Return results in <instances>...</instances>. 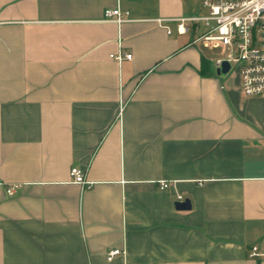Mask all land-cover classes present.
Wrapping results in <instances>:
<instances>
[{
	"label": "crops",
	"instance_id": "1",
	"mask_svg": "<svg viewBox=\"0 0 264 264\" xmlns=\"http://www.w3.org/2000/svg\"><path fill=\"white\" fill-rule=\"evenodd\" d=\"M201 9L0 0V264H264V96L178 31Z\"/></svg>",
	"mask_w": 264,
	"mask_h": 264
},
{
	"label": "built area",
	"instance_id": "2",
	"mask_svg": "<svg viewBox=\"0 0 264 264\" xmlns=\"http://www.w3.org/2000/svg\"><path fill=\"white\" fill-rule=\"evenodd\" d=\"M206 16H193L178 20V31L185 33L188 28L185 23H191L196 33L197 24L204 23L201 35L194 39L202 49L223 48L225 56L214 60L216 71L226 62L230 72L238 71L240 92L244 97L254 98L264 96V0H200ZM130 13L120 8L106 9L102 22H112L118 25L129 21ZM161 23L162 20H157ZM169 31V29H168ZM170 33V32H169ZM117 62L131 59L132 55L111 54ZM70 175L75 183L85 184L84 174L78 168H72ZM161 190H166L169 184L161 181ZM7 194L12 196L14 188H8ZM183 197L178 196V202ZM124 255L121 249H112L107 254V260L113 261ZM259 256L258 248H252L250 257Z\"/></svg>",
	"mask_w": 264,
	"mask_h": 264
},
{
	"label": "rangeland",
	"instance_id": "3",
	"mask_svg": "<svg viewBox=\"0 0 264 264\" xmlns=\"http://www.w3.org/2000/svg\"><path fill=\"white\" fill-rule=\"evenodd\" d=\"M199 8V6H198ZM199 16H206L207 15V11L204 9H201V11L198 14ZM197 28H196V37L201 35L203 30H204V23L200 22L197 24ZM204 55L207 57V59L211 62H213L216 59L219 58H223L225 56V51L223 50V48L220 49H205L204 50ZM235 70V69H234ZM233 70V71H234Z\"/></svg>",
	"mask_w": 264,
	"mask_h": 264
},
{
	"label": "water",
	"instance_id": "4",
	"mask_svg": "<svg viewBox=\"0 0 264 264\" xmlns=\"http://www.w3.org/2000/svg\"><path fill=\"white\" fill-rule=\"evenodd\" d=\"M230 65L228 63H224L220 69L217 70V73L222 77L226 76L230 72ZM191 207L190 201L185 200L183 202H177L176 208L177 210H189Z\"/></svg>",
	"mask_w": 264,
	"mask_h": 264
},
{
	"label": "trees",
	"instance_id": "5",
	"mask_svg": "<svg viewBox=\"0 0 264 264\" xmlns=\"http://www.w3.org/2000/svg\"><path fill=\"white\" fill-rule=\"evenodd\" d=\"M199 73L203 77L215 76V70H214L212 64L205 58L202 59V65H201V69H200Z\"/></svg>",
	"mask_w": 264,
	"mask_h": 264
}]
</instances>
